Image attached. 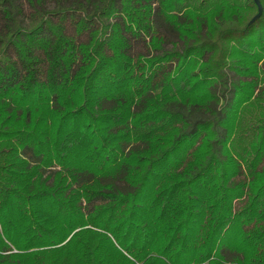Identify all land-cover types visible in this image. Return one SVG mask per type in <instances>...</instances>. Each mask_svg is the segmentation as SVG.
<instances>
[{"label":"trees","instance_id":"trees-1","mask_svg":"<svg viewBox=\"0 0 264 264\" xmlns=\"http://www.w3.org/2000/svg\"><path fill=\"white\" fill-rule=\"evenodd\" d=\"M259 1L0 0V264H264Z\"/></svg>","mask_w":264,"mask_h":264},{"label":"water","instance_id":"water-1","mask_svg":"<svg viewBox=\"0 0 264 264\" xmlns=\"http://www.w3.org/2000/svg\"><path fill=\"white\" fill-rule=\"evenodd\" d=\"M256 1V3H258V8H259V12L261 11V4H260V1L259 0H254Z\"/></svg>","mask_w":264,"mask_h":264},{"label":"rangeland","instance_id":"rangeland-1","mask_svg":"<svg viewBox=\"0 0 264 264\" xmlns=\"http://www.w3.org/2000/svg\"><path fill=\"white\" fill-rule=\"evenodd\" d=\"M52 5H53V2L52 1H48L47 6H52Z\"/></svg>","mask_w":264,"mask_h":264}]
</instances>
